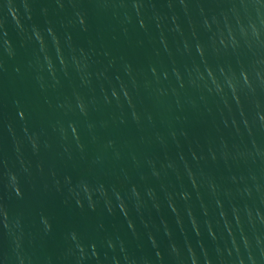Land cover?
<instances>
[{
	"label": "water",
	"instance_id": "1",
	"mask_svg": "<svg viewBox=\"0 0 264 264\" xmlns=\"http://www.w3.org/2000/svg\"><path fill=\"white\" fill-rule=\"evenodd\" d=\"M0 264H264V0H0Z\"/></svg>",
	"mask_w": 264,
	"mask_h": 264
}]
</instances>
